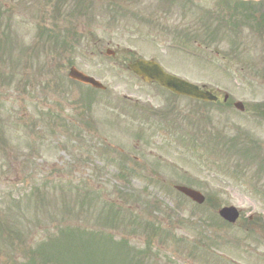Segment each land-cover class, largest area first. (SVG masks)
<instances>
[{"label": "rangeland", "instance_id": "374dc122", "mask_svg": "<svg viewBox=\"0 0 264 264\" xmlns=\"http://www.w3.org/2000/svg\"><path fill=\"white\" fill-rule=\"evenodd\" d=\"M28 1L0 0L1 27L9 32L0 43V264L28 261L34 250L40 257L54 253L49 234L70 247L63 264L77 256L82 264H264V117L255 111L264 104V62L254 64L258 75L245 67L243 77L239 67L252 60L242 62L229 50L250 37L257 41L250 26L232 24L239 2L198 0L227 26L213 25L218 39L210 52L199 49L187 59L142 41L148 29L131 18L162 8L160 1L133 3V14L121 0H83L81 13L73 12L74 0ZM177 1L166 8L187 10ZM139 57L205 85L219 104L141 82L125 69ZM70 65L105 89L71 82ZM175 184L200 191L208 202H191ZM211 202L236 207L237 221L214 224ZM66 228L81 230L76 245L69 235L60 237ZM94 231L102 235L88 234ZM104 233L112 236L109 243L99 238Z\"/></svg>", "mask_w": 264, "mask_h": 264}, {"label": "flooded vegetation", "instance_id": "af4514ba", "mask_svg": "<svg viewBox=\"0 0 264 264\" xmlns=\"http://www.w3.org/2000/svg\"><path fill=\"white\" fill-rule=\"evenodd\" d=\"M63 1V0H59ZM110 2L115 0H109ZM118 1V0H117ZM116 1V2H117ZM123 4L127 5V2L130 3V5H127V8L130 9V7L133 5V3H141L142 5H147L154 1H160L161 7L159 9H154L153 11H147V10H140V13L133 14L132 10L129 11L133 14L131 18H135L134 22H140L141 24H144L142 27H145L148 29L146 33H142V41L145 42L144 39H149V41L156 43L157 45H166L164 47V50H170L175 51L187 59L195 58L196 52L199 51V49L204 52L205 54H208L210 52L207 51V48L209 45L216 42L218 39L217 37V29L219 27H225L227 26V23H225L222 19V16L218 13L213 14L214 12L210 11V8L208 7H201L198 4V0H181L184 1L186 4L187 10H169L166 8L168 2L172 4V6L175 5V2H178L177 0H121ZM211 1V0H210ZM224 1V0H222ZM28 0H25V3H28ZM74 2L78 3L76 10L74 9L73 12L81 13L82 9H80L82 6L83 0H74ZM239 7L238 12L236 16V23H232L237 25L239 27V30H244V28L247 26L251 27V30L253 35H257L254 43L251 41V37L248 38L247 41H241V45H230L229 50L233 49L234 51H237L238 57L242 62H244L245 58L247 60H252L251 62L247 63L244 62V65L239 67L238 71L241 72V75L244 77L245 73H242L244 71V68H248L246 70L247 75L249 76H255L258 75V68L255 67L254 64L257 62H264V46L262 48V43H264V32H262L261 36L259 37V33L261 30L264 29V0H258V1H239ZM114 6V4H113ZM117 8L118 6L115 5ZM144 8V7H143ZM4 8L0 7V17L4 13ZM70 13L69 15L73 14ZM130 18V19H131ZM234 19L235 17L232 16ZM138 19V20H137ZM176 21V25L172 24ZM215 25V30H211V27ZM132 26H136L135 24H131L130 31L133 30ZM153 26V27H152ZM150 29H149V28ZM158 27L162 30H158ZM146 30V29H145ZM154 30H157V32H154ZM238 30V31H239ZM256 32V33H255ZM259 32V33H258ZM241 39L244 40L243 35ZM262 38V39H261ZM258 43V45H257ZM205 45V46H204ZM204 46V47H203ZM259 46V48H257ZM204 50H202L203 48ZM261 47V48H260ZM161 49V48H160ZM163 49V48H162ZM178 50V51H177ZM161 51V50H160ZM232 51V50H231ZM254 51L256 52L254 55ZM258 51V52H257ZM228 55H231L230 52L227 53ZM225 55L224 57H228V55ZM132 61L129 60V62ZM230 63V62H229ZM253 66L249 67V66ZM225 93H223L222 96H224ZM228 100V98H227ZM226 100V101H227ZM225 101V102H226Z\"/></svg>", "mask_w": 264, "mask_h": 264}, {"label": "water", "instance_id": "95a60500", "mask_svg": "<svg viewBox=\"0 0 264 264\" xmlns=\"http://www.w3.org/2000/svg\"><path fill=\"white\" fill-rule=\"evenodd\" d=\"M128 67L144 82H157L160 86L172 91L175 94L203 100L216 99V96L209 91L202 90L195 84L164 72L160 65L153 60L139 59L133 63H130ZM68 75L70 78L79 82L90 84L96 88L104 89V86L99 81L84 74L74 67L70 68ZM235 106L241 110L243 109L242 104L239 102L236 103ZM175 188L198 203H202L204 201V196L196 190L186 186H176ZM219 214L221 217L230 222H234L238 216L236 209L232 206L222 208L219 210Z\"/></svg>", "mask_w": 264, "mask_h": 264}, {"label": "trees", "instance_id": "16d2710c", "mask_svg": "<svg viewBox=\"0 0 264 264\" xmlns=\"http://www.w3.org/2000/svg\"><path fill=\"white\" fill-rule=\"evenodd\" d=\"M0 42H1V37H0ZM115 213V212H114ZM114 213H111V216L112 215H114L115 216V214ZM0 224H1V221H0ZM10 226H9V222H5V228H6V230L9 228ZM22 233H23V230H20ZM58 231V230H57ZM20 232V234H22ZM80 233H81V230L79 229V228H75V229H73V228H66V229H62L61 231H60V237L61 236H67V235H69L68 237H69V239H70V242H71V244H75L76 245V238H78V236L80 235ZM82 234H84V233H82ZM88 234H90V235H92V236H96V234L95 233H88ZM53 235H55V234H49V238H48V244H50V246L52 247V244H51V242L53 243V246L55 245V246H57L56 247V249H55V252L54 253H48V255L46 256V257H40V256H37V252H36V250H34V251H32V253L34 254V255H31L30 256V258H28V261H25V262H23V263H18V264H42V263H39V259L37 258V257H39V258H43V260H45V261H47L48 262V258L50 259V261L48 262V263H50V264H63V263H67V260L69 259V257H70V255H69V257L67 258V254H69L70 253V247H69V245H67V244H63L61 241H59V238L57 237V236H53ZM20 236V235H19ZM97 236H99V235H97ZM90 239L92 238V237H89ZM99 238H105L104 239V241H106L107 243H109V239L107 238V237H99ZM92 240H94V239H91V241ZM99 241V240H98ZM43 242V241H42ZM42 242H40V244L42 243ZM88 243V242H87ZM58 244V245H57ZM121 244L123 245V246H125V243L124 242H121ZM82 244H80L78 241H77V251H78V248L81 246ZM121 249H124V248H121L120 247V250ZM92 250V249H91ZM93 252L92 251H90V254H92ZM82 263H85V262H82ZM81 263V260H80V257L79 256H77V258H76V260H74V261H72L70 264H82ZM135 264H142V263H135Z\"/></svg>", "mask_w": 264, "mask_h": 264}]
</instances>
